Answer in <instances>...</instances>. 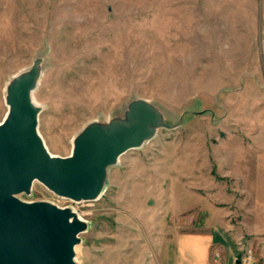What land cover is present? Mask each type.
I'll use <instances>...</instances> for the list:
<instances>
[{"label":"rangeland","instance_id":"374dc122","mask_svg":"<svg viewBox=\"0 0 264 264\" xmlns=\"http://www.w3.org/2000/svg\"><path fill=\"white\" fill-rule=\"evenodd\" d=\"M248 1L0 0V121L5 84L40 59L33 97L51 155L135 100L171 127L121 155L95 201L37 182L19 196L83 219L77 264H174L177 238L205 233L210 264H262L264 66L247 67L263 62L264 20Z\"/></svg>","mask_w":264,"mask_h":264},{"label":"water","instance_id":"95a60500","mask_svg":"<svg viewBox=\"0 0 264 264\" xmlns=\"http://www.w3.org/2000/svg\"><path fill=\"white\" fill-rule=\"evenodd\" d=\"M40 59L6 84L0 121V264H76L74 248L86 223L70 208L23 201L34 182L72 202L97 200L108 170L125 152L138 149L158 129L171 128L146 100L128 104L123 119L88 123L66 157L51 155L38 133L41 108L33 94ZM238 264V263H237Z\"/></svg>","mask_w":264,"mask_h":264},{"label":"crops","instance_id":"0c3cea01","mask_svg":"<svg viewBox=\"0 0 264 264\" xmlns=\"http://www.w3.org/2000/svg\"><path fill=\"white\" fill-rule=\"evenodd\" d=\"M250 2L246 0L245 4L242 6H247ZM260 7L259 19L264 20V13L262 14V10L264 11V0H260L257 3ZM253 58V57H252ZM263 62L255 69L251 67H247L249 69V73L251 75H261L260 69L264 66V51L262 54ZM244 68V67H242ZM264 235V232H262ZM255 236L256 234H250ZM259 236V234H257ZM261 235V234H260ZM181 239H185L183 243H181ZM213 242V237L210 233L208 234H186L184 237H178L176 243V259L174 264H210V247ZM261 243L256 244L259 245V248L264 246ZM251 248V246H249ZM251 252V249H249ZM259 259L262 264L264 263V250L259 252ZM237 263V262H236ZM240 264V263H238Z\"/></svg>","mask_w":264,"mask_h":264},{"label":"bare ground","instance_id":"6f19581e","mask_svg":"<svg viewBox=\"0 0 264 264\" xmlns=\"http://www.w3.org/2000/svg\"><path fill=\"white\" fill-rule=\"evenodd\" d=\"M13 75H15V74H13ZM13 75L11 76V78L13 77ZM10 78V79H11ZM7 84V83H6ZM6 84H5V86H6ZM4 86V88H3V94L5 93V87ZM33 101H34V105H36V106H38V107H40L36 102H35V100L33 99ZM72 141V140H71ZM33 186V185H32ZM76 218H78V219H81V220H83L79 215H77L76 214ZM78 249H79V245H77L75 248H74V256H75V258H74V261L76 262V264H77V258H78Z\"/></svg>","mask_w":264,"mask_h":264},{"label":"built area","instance_id":"2783aa9c","mask_svg":"<svg viewBox=\"0 0 264 264\" xmlns=\"http://www.w3.org/2000/svg\"><path fill=\"white\" fill-rule=\"evenodd\" d=\"M245 260L249 261V262H252V256H251L250 253L245 257Z\"/></svg>","mask_w":264,"mask_h":264}]
</instances>
